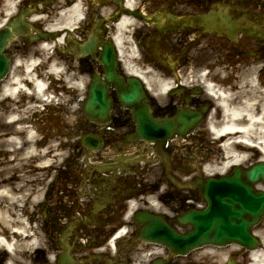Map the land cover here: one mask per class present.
I'll return each mask as SVG.
<instances>
[{
	"label": "flooded vegetation",
	"instance_id": "obj_1",
	"mask_svg": "<svg viewBox=\"0 0 264 264\" xmlns=\"http://www.w3.org/2000/svg\"><path fill=\"white\" fill-rule=\"evenodd\" d=\"M134 2L128 6L125 0L121 5L108 1L96 11L110 14L125 6L145 16L131 17L134 24L125 29L121 51L151 80L153 88L158 89L155 80L170 83L164 91H153V118L174 117L180 110L202 111L198 126L163 143L138 141L131 109L119 103L117 96L113 121L107 126L85 116L80 102L78 118L69 129L72 136L64 143L59 141L57 149L37 156L32 165H24L26 148L5 150L4 139L13 136L15 124L6 121L10 111L4 88L14 62L40 54L41 42L34 46L32 42L50 30L58 10L70 3L0 0V40L7 25L20 17L15 33L12 29L0 51L1 59L12 62L0 80V188L21 184L32 196L39 194L37 202L29 198L22 207V218L31 222L37 238L34 248L20 254L22 264H217L221 259L217 247L175 254L164 245L142 240L136 214L143 204L151 207L157 203L158 211L181 233H187L192 227L179 225L178 217L206 205L190 184L205 177L202 170L214 155L212 125L217 122L218 102L201 82L205 78L219 81L216 89L232 93L237 100L241 99L240 89L249 87L251 80L264 85V0ZM207 15L215 17V26L206 25ZM115 31L113 27L110 34ZM77 33L84 36L86 32ZM60 54L69 70L84 78L82 91L87 94L93 76L104 73L94 63L100 52L81 63L72 51ZM53 55L60 56L56 49ZM116 90L112 86L114 96ZM42 116L46 117V111ZM260 231L264 233L263 226ZM227 256L226 264H259L242 246L233 245ZM12 262L20 264L0 248V264Z\"/></svg>",
	"mask_w": 264,
	"mask_h": 264
},
{
	"label": "bare ground",
	"instance_id": "obj_2",
	"mask_svg": "<svg viewBox=\"0 0 264 264\" xmlns=\"http://www.w3.org/2000/svg\"><path fill=\"white\" fill-rule=\"evenodd\" d=\"M10 1L14 0H9V2ZM125 2L128 6H133L135 3L134 0H126ZM85 5L86 4L83 1L78 0L76 3L63 8L50 27L53 29L69 28L72 30L76 24L83 20L82 15ZM133 24L134 20L129 15H124L116 24L114 36L121 49L122 44L125 41V29ZM124 62L127 63L128 61L125 59ZM22 64L25 68L24 74L20 75L19 73H15V75H13L11 78L12 82L10 86L9 84L6 85L5 92L10 96V98L14 100L18 95L23 94L28 98V103L27 106H25V109L19 107L17 109L13 108L10 111L9 119L11 120L12 124H17V127L12 131L13 136H10L4 140L8 141L7 146L15 144V151L24 150L20 148H23V146L27 145L28 148L27 150H24V155H30V153L34 154L37 152L35 151V148L29 150V148H33V145L31 144L36 138L37 133L32 127H25V123L31 121V116L25 115L24 110L29 109V111H31L33 110V107L39 106L38 103H42L44 101L43 96L46 92V77H56V75H58L61 70L59 69V62L53 59L50 61L47 70L44 73V75H46L38 77L37 74L34 73L35 71H39L37 67V59L29 58L27 61L22 62ZM33 67L34 70L31 71ZM74 78L75 77L73 74H68L67 76V81L70 84L72 83V86L75 83ZM23 80L26 84H22ZM250 84L251 85L249 87H246V89L243 90L242 95L244 96L240 100L234 99L231 93H225L224 89H215V93L217 95L218 90H220L218 91L219 93H222V95L217 98V102L219 104V108H223V111L220 115H218L217 122L213 124V130L216 132L217 140L221 141L219 143L220 148L227 150L228 153L233 157L232 161L234 162L232 163H237L245 158V153L242 152L239 145L236 144V141L234 140L240 136L245 137L249 142H255L257 139H259L261 142L259 146L264 150V89H260V85L256 82L254 83L253 80L250 81ZM167 86V82L159 83V87L163 91L166 90ZM24 88L26 90H24ZM18 90L20 91L17 92ZM38 126L40 127V125ZM237 129L244 130V133H235V130ZM21 134H26V136L23 138L20 136ZM230 164L231 162L229 161L223 162L219 160L220 166H217V169L218 171H225ZM20 189H22V186L19 184H14L12 187V190ZM13 199L15 200L14 204L19 200L15 192H13L11 195L9 194L8 186H3V190L0 194V202L1 200L7 201V203L3 204L4 206H7L3 213H6L8 210H10L11 200ZM7 214L8 213H6L3 218H5ZM0 240L11 249L15 245L14 240L10 241L9 237H1ZM23 244L25 245V242ZM262 257L263 256H259L257 260L262 259Z\"/></svg>",
	"mask_w": 264,
	"mask_h": 264
},
{
	"label": "water",
	"instance_id": "obj_3",
	"mask_svg": "<svg viewBox=\"0 0 264 264\" xmlns=\"http://www.w3.org/2000/svg\"><path fill=\"white\" fill-rule=\"evenodd\" d=\"M109 76L114 78V73L111 72ZM142 90L139 80H133L130 88L123 92L122 98L127 103L136 105L143 125L148 111L138 106L143 95ZM110 105L111 98L107 90L99 86V81H95L89 109L101 119H105ZM245 174L252 180L259 176L264 180V166L255 167L247 173L237 171L229 179L211 180L212 186H217V189L232 185L236 187H233L232 193L207 194L209 199L207 209L187 215V220L194 225V231L188 235L178 234L159 216H149L151 224L144 227L145 230L148 229V236L178 251H188L195 245L205 243L222 245L234 241L242 244L252 242L254 239L251 227L264 215V191H256L251 183L243 184L245 180L242 177Z\"/></svg>",
	"mask_w": 264,
	"mask_h": 264
},
{
	"label": "rangeland",
	"instance_id": "obj_4",
	"mask_svg": "<svg viewBox=\"0 0 264 264\" xmlns=\"http://www.w3.org/2000/svg\"><path fill=\"white\" fill-rule=\"evenodd\" d=\"M27 101V100H26ZM26 101H23L22 103L24 104V103H26ZM63 112H65V110L63 109ZM68 117H71V118H73V116H72V114H69V116ZM48 147H50V146H48ZM15 223H16V221H15Z\"/></svg>",
	"mask_w": 264,
	"mask_h": 264
}]
</instances>
